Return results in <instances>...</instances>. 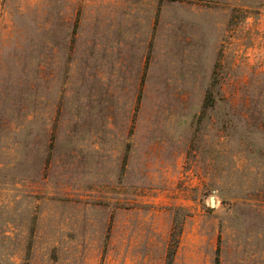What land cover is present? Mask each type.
Here are the masks:
<instances>
[{"label": "rangeland", "instance_id": "374dc122", "mask_svg": "<svg viewBox=\"0 0 264 264\" xmlns=\"http://www.w3.org/2000/svg\"><path fill=\"white\" fill-rule=\"evenodd\" d=\"M0 264H264V0H0Z\"/></svg>", "mask_w": 264, "mask_h": 264}, {"label": "water", "instance_id": "95a60500", "mask_svg": "<svg viewBox=\"0 0 264 264\" xmlns=\"http://www.w3.org/2000/svg\"><path fill=\"white\" fill-rule=\"evenodd\" d=\"M211 206L212 208L216 206V199L214 197L211 198Z\"/></svg>", "mask_w": 264, "mask_h": 264}, {"label": "trees", "instance_id": "16d2710c", "mask_svg": "<svg viewBox=\"0 0 264 264\" xmlns=\"http://www.w3.org/2000/svg\"><path fill=\"white\" fill-rule=\"evenodd\" d=\"M172 256H173V253L171 252V253L169 254V257L172 258Z\"/></svg>", "mask_w": 264, "mask_h": 264}]
</instances>
